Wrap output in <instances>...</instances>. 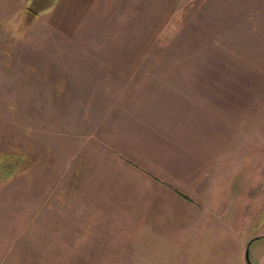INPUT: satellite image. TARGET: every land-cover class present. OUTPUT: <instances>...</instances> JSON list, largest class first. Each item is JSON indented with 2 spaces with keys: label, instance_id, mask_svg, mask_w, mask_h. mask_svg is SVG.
Here are the masks:
<instances>
[{
  "label": "rangeland",
  "instance_id": "rangeland-1",
  "mask_svg": "<svg viewBox=\"0 0 264 264\" xmlns=\"http://www.w3.org/2000/svg\"><path fill=\"white\" fill-rule=\"evenodd\" d=\"M263 208L264 0H0V264H264Z\"/></svg>",
  "mask_w": 264,
  "mask_h": 264
},
{
  "label": "crops",
  "instance_id": "crops-1",
  "mask_svg": "<svg viewBox=\"0 0 264 264\" xmlns=\"http://www.w3.org/2000/svg\"><path fill=\"white\" fill-rule=\"evenodd\" d=\"M182 187L184 188V189H186V182H184V183H182ZM212 195H209V197H211Z\"/></svg>",
  "mask_w": 264,
  "mask_h": 264
},
{
  "label": "flooded vegetation",
  "instance_id": "flooded-vegetation-1",
  "mask_svg": "<svg viewBox=\"0 0 264 264\" xmlns=\"http://www.w3.org/2000/svg\"><path fill=\"white\" fill-rule=\"evenodd\" d=\"M263 210H264V208H263ZM245 253H247V252H245ZM248 254V253H247ZM249 259V258H248ZM245 261H246V264H250L249 262H247V260H246V254H245Z\"/></svg>",
  "mask_w": 264,
  "mask_h": 264
},
{
  "label": "water",
  "instance_id": "water-1",
  "mask_svg": "<svg viewBox=\"0 0 264 264\" xmlns=\"http://www.w3.org/2000/svg\"><path fill=\"white\" fill-rule=\"evenodd\" d=\"M246 260H247V262H249V259H248V254L246 253Z\"/></svg>",
  "mask_w": 264,
  "mask_h": 264
},
{
  "label": "trees",
  "instance_id": "trees-1",
  "mask_svg": "<svg viewBox=\"0 0 264 264\" xmlns=\"http://www.w3.org/2000/svg\"><path fill=\"white\" fill-rule=\"evenodd\" d=\"M29 8H30V7H29ZM30 11H31V10L29 9L27 13H29ZM30 13H31V12H30ZM34 15H35V14H34ZM27 17H28V15H27ZM28 18H29V17H28Z\"/></svg>",
  "mask_w": 264,
  "mask_h": 264
}]
</instances>
